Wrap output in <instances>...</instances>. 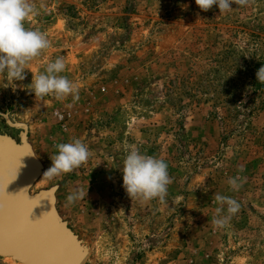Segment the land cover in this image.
I'll return each mask as SVG.
<instances>
[{
	"label": "rangeland",
	"instance_id": "obj_1",
	"mask_svg": "<svg viewBox=\"0 0 264 264\" xmlns=\"http://www.w3.org/2000/svg\"><path fill=\"white\" fill-rule=\"evenodd\" d=\"M25 27L50 47L23 81L0 74V142L23 129L41 171L30 196L54 190L60 219L87 248L83 264H264V0L207 12L195 0H31ZM63 57L79 99L36 100L32 78ZM80 139L89 160L48 180L56 145ZM131 148L163 159L166 202L131 200ZM229 177L242 187L233 191ZM87 193L68 204L74 191ZM241 205L214 228L215 194ZM225 211L221 215H225ZM0 256V264H22Z\"/></svg>",
	"mask_w": 264,
	"mask_h": 264
},
{
	"label": "clouds",
	"instance_id": "obj_2",
	"mask_svg": "<svg viewBox=\"0 0 264 264\" xmlns=\"http://www.w3.org/2000/svg\"><path fill=\"white\" fill-rule=\"evenodd\" d=\"M195 3L204 12L216 6L219 13H226L232 9L233 4L248 6L252 0H195ZM35 12L36 7L31 0H0V74H5L9 83L23 81L29 62L39 57L42 50L50 47L46 34L25 27V22ZM65 69L63 57H57L47 64L44 72L33 76L29 90L34 93L36 100L42 101L46 96L64 100L70 95L74 100L79 99L78 86L66 76L60 75ZM256 78L264 83V66L257 70ZM56 148L57 153L50 157L51 166L43 174V178L48 180L73 172L91 156L89 148L78 138L68 143H59ZM15 178L16 176L12 180ZM122 179L127 196L141 202L158 199L165 203L168 186L172 183L167 163L163 159L142 154L138 148H131L126 154L122 165ZM227 182L233 191H239L243 184L239 177H229ZM87 194L82 190L74 191L66 197V201L72 204ZM215 201L219 206L212 224L214 228L222 229L229 224L241 205L235 199L219 193L215 194ZM225 206L227 214L221 215ZM32 208L26 218L35 223L29 220Z\"/></svg>",
	"mask_w": 264,
	"mask_h": 264
},
{
	"label": "water",
	"instance_id": "obj_3",
	"mask_svg": "<svg viewBox=\"0 0 264 264\" xmlns=\"http://www.w3.org/2000/svg\"><path fill=\"white\" fill-rule=\"evenodd\" d=\"M2 116L4 117L8 125L20 127L23 129V134L20 137V144L23 145L21 152L27 156L29 161L30 159H32L33 162H35L34 164L36 165V171L34 174L36 175L35 178L37 179L41 171V166L31 154L30 148H28L29 145L26 143L27 127L22 124L13 125L9 122L8 118L5 115ZM0 148L6 149L8 151L12 150L13 154L17 157L21 155L19 149L14 147L13 145H6L3 142H0ZM0 174L2 175L3 180H5L4 182L7 185V201L4 204L0 200V226L5 220L9 225H13V227L16 226L18 223L22 224V220H20L19 218L20 215L22 216V212L28 214L32 207L33 211L35 208H37V206V218L39 220L38 223L35 222L33 224V227H35L34 229L26 227L24 228L22 234H20V236L22 235L23 241L22 247L9 245L3 249H0V251L15 256L18 261L20 260L24 264H49L52 262L50 261V257H41L39 253L41 250L44 249V246L47 244V242L54 250L59 248L61 254L62 247H66L68 249H73L75 247L77 248L78 243H76L75 237L70 232L71 230L67 227L66 223L61 222V220L57 216V213L55 212L56 210L54 209L53 198L54 190L41 192L38 195H34L32 198L21 197L22 193L26 195L27 188L29 187V185H32V183L36 180L35 179L29 181L30 177L34 174H32L26 179V182L23 187H20L18 184H16L17 182H15L16 178L12 180L13 177H15V167L13 165L9 166L5 162L4 157L1 155ZM18 194L20 195L18 196ZM38 225L40 226L38 227ZM26 249H28L27 252L25 251ZM53 252L54 251H52L51 253ZM55 252L56 254H58V251ZM28 253H31V255H29ZM51 257L53 258V260L58 259L57 255H52Z\"/></svg>",
	"mask_w": 264,
	"mask_h": 264
},
{
	"label": "bare ground",
	"instance_id": "obj_4",
	"mask_svg": "<svg viewBox=\"0 0 264 264\" xmlns=\"http://www.w3.org/2000/svg\"><path fill=\"white\" fill-rule=\"evenodd\" d=\"M26 143H27V139H26ZM22 147L23 145L21 144L20 148H19V152L21 153V155L19 157H17L16 155L13 154L12 150H6L3 148H0V155L4 157L5 162L11 166L13 165L15 167V176H16V184H18L20 187L24 186L26 179L31 176L32 174L35 173L36 171V165L34 164L35 162H33L32 159H30V161L28 160L27 156L25 154H23L22 151ZM28 148H30L28 146ZM30 152L32 153V150L30 148ZM17 162H19V167L17 168ZM36 175H32L30 177L29 181L35 180ZM5 180H3L2 175L0 174V200L5 204L7 201V187H6V183L4 182ZM36 181V180H35ZM34 181V182H35ZM33 182V183H34ZM32 183V185H33ZM32 185H29V187H31ZM27 188V192L26 195L22 193L21 197H27V198H32L33 196H30L28 194V191L30 188ZM4 188H5V192H4ZM20 194H18L19 196ZM54 196V193H53ZM54 198V209H55V197ZM38 208V206H37ZM37 208H35L29 215V220H31L32 222H36L38 223V218H37ZM56 210V209H55ZM56 212V211H55ZM57 213V212H56ZM7 214V213H6ZM27 213H23L22 212V216L20 215V220H22V224L18 223L16 226L13 227V225H9L6 220L3 221V224L0 226V249L5 248L6 246L9 245H13V246H20L22 247V235L20 236V234H22L24 228H31L34 229L35 227H33L34 223H31L27 220ZM58 216V214H57ZM59 217V216H58ZM11 219V218H10ZM60 219V217H59ZM61 220V219H60ZM61 222H63L61 220ZM65 223V222H63ZM67 225V224H66ZM40 225H38L39 227ZM7 232V234H6ZM73 236L75 237V241L76 243H78L77 248H73V249H68L66 247H62V254L58 249H53L50 244L47 242V244L44 246V249L41 250L39 253L42 256H45L46 258L50 257V261H52V264H72V263H76V264H83V260L85 259L86 255H87V248L85 247V245L83 244L82 241L78 240V238L74 235V233L72 231H70ZM20 249V248H18ZM29 249V248H28ZM26 249L25 251L27 252ZM52 249V250H51ZM52 251H54L53 253H51ZM55 251H58V254H56ZM0 256L2 257H10L12 259H15L16 261H18V259L13 256V255H9L8 253H4L2 251H0ZM29 255H31V253H28ZM61 254V255H60ZM52 255H57L58 259L57 260H53V258L51 257ZM40 257V258H41ZM9 258V259H10ZM22 264H24L22 261H18ZM79 262V263H78ZM49 263V264H51Z\"/></svg>",
	"mask_w": 264,
	"mask_h": 264
},
{
	"label": "snow or ice",
	"instance_id": "obj_5",
	"mask_svg": "<svg viewBox=\"0 0 264 264\" xmlns=\"http://www.w3.org/2000/svg\"><path fill=\"white\" fill-rule=\"evenodd\" d=\"M16 167L18 168L19 167V162H17V165H16ZM14 178V177H13ZM11 179V178H10Z\"/></svg>",
	"mask_w": 264,
	"mask_h": 264
}]
</instances>
